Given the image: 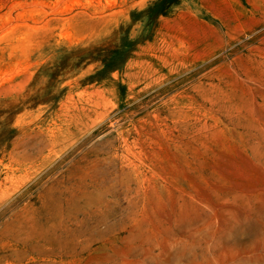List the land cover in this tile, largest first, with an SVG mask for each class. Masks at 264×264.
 Here are the masks:
<instances>
[{
    "label": "rangeland",
    "instance_id": "374dc122",
    "mask_svg": "<svg viewBox=\"0 0 264 264\" xmlns=\"http://www.w3.org/2000/svg\"><path fill=\"white\" fill-rule=\"evenodd\" d=\"M155 4L0 0V264H264V0Z\"/></svg>",
    "mask_w": 264,
    "mask_h": 264
},
{
    "label": "trees",
    "instance_id": "16d2710c",
    "mask_svg": "<svg viewBox=\"0 0 264 264\" xmlns=\"http://www.w3.org/2000/svg\"><path fill=\"white\" fill-rule=\"evenodd\" d=\"M178 1L179 0H157V4H155L154 6L156 8V12L154 14L150 13V20L152 21L153 19H155V17H158L160 14H164L172 4H175ZM132 42H135V40H133ZM131 45L132 44H129V49L132 48ZM113 63H114V59H110V60H107V62H105L104 65L112 68Z\"/></svg>",
    "mask_w": 264,
    "mask_h": 264
}]
</instances>
